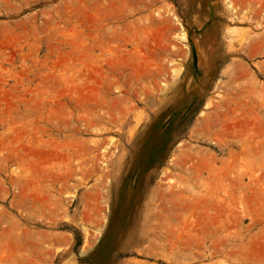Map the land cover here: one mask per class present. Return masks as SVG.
I'll list each match as a JSON object with an SVG mask.
<instances>
[{
	"label": "rangeland",
	"instance_id": "374dc122",
	"mask_svg": "<svg viewBox=\"0 0 264 264\" xmlns=\"http://www.w3.org/2000/svg\"><path fill=\"white\" fill-rule=\"evenodd\" d=\"M0 264H264V0H0Z\"/></svg>",
	"mask_w": 264,
	"mask_h": 264
}]
</instances>
